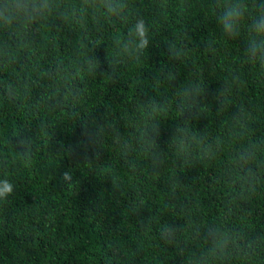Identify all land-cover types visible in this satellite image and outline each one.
<instances>
[{"label": "trees", "instance_id": "obj_1", "mask_svg": "<svg viewBox=\"0 0 264 264\" xmlns=\"http://www.w3.org/2000/svg\"><path fill=\"white\" fill-rule=\"evenodd\" d=\"M261 10L0 0V264H264Z\"/></svg>", "mask_w": 264, "mask_h": 264}, {"label": "clouds", "instance_id": "obj_2", "mask_svg": "<svg viewBox=\"0 0 264 264\" xmlns=\"http://www.w3.org/2000/svg\"><path fill=\"white\" fill-rule=\"evenodd\" d=\"M244 18V6H235L229 7L224 15L221 17V22L223 24L224 30L229 35L232 34L233 25L238 23L240 20ZM254 26L258 34L264 35V10L260 12V18L258 21H254ZM135 35L138 39L139 46L141 48H145L148 45L147 39V28L145 23L141 20L138 21L135 26ZM253 52H255V48H253ZM65 180H70V174H64ZM13 183L5 179H0V200H6L10 197L14 192Z\"/></svg>", "mask_w": 264, "mask_h": 264}]
</instances>
